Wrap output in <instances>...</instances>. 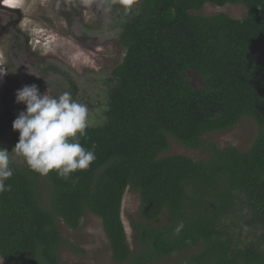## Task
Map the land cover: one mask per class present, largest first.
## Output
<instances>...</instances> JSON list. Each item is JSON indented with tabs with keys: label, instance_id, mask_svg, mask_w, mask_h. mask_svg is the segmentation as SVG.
Wrapping results in <instances>:
<instances>
[{
	"label": "trees",
	"instance_id": "16d2710c",
	"mask_svg": "<svg viewBox=\"0 0 264 264\" xmlns=\"http://www.w3.org/2000/svg\"><path fill=\"white\" fill-rule=\"evenodd\" d=\"M207 4H241L248 14H197ZM120 43L126 54L111 74L105 122L81 140L95 145L96 160L67 180L44 176L49 208L41 175L13 168L11 191L0 193V264H62L57 219L79 231L86 213L101 220L115 264H152L187 250L181 264H264L261 244L240 246L223 230L238 194L264 220V0H142ZM190 72L203 89L189 84ZM248 117L259 127L249 150L205 141ZM169 138L209 158L163 156ZM129 188L140 194L141 219L131 220L136 251L122 218ZM162 215L165 224L153 225Z\"/></svg>",
	"mask_w": 264,
	"mask_h": 264
},
{
	"label": "rangeland",
	"instance_id": "374dc122",
	"mask_svg": "<svg viewBox=\"0 0 264 264\" xmlns=\"http://www.w3.org/2000/svg\"><path fill=\"white\" fill-rule=\"evenodd\" d=\"M19 11L3 8L0 4V148L11 156L12 169L26 165L22 157L11 153L19 140L12 124L25 105L16 102V92L26 85L36 84L41 93L49 90L58 96L69 91L72 97L88 106L89 127L105 122L109 89L115 84L113 70L125 57L120 35L123 26L138 14L142 0H134L131 11L113 0H10ZM199 15L212 17L220 14L244 19L248 10L244 5L216 7L207 4ZM189 84L203 89L202 78L195 72L187 75ZM259 127L252 118L243 119L234 129L217 132L205 141L218 148L235 147L245 152L258 136ZM183 155L195 161H206L209 154L201 149H190L169 138V149L163 156ZM43 205L50 207L51 186L40 177ZM122 218L132 251L134 243L131 220H140V194L128 189L125 193ZM166 215L153 222L163 226ZM63 239L62 264H115L110 243L101 220L90 213L82 219L79 231L70 230L57 219ZM224 233L236 244L257 243L264 248V220L250 209L248 200L238 194L233 209L223 221ZM192 251L152 264H181ZM1 264H6L1 260Z\"/></svg>",
	"mask_w": 264,
	"mask_h": 264
},
{
	"label": "clouds",
	"instance_id": "9594fccd",
	"mask_svg": "<svg viewBox=\"0 0 264 264\" xmlns=\"http://www.w3.org/2000/svg\"><path fill=\"white\" fill-rule=\"evenodd\" d=\"M134 0H113L126 11L132 10ZM10 7H15L9 2ZM6 75L0 68V77ZM16 102L25 105L12 128L19 133L13 152L22 157L28 168L41 175L55 173L67 180L72 174L87 171L96 160L95 145L85 148L81 140L86 138L89 127V109L75 100L69 91L58 96L49 90L41 93L36 84L26 85L16 92ZM11 156L0 148V193L11 191L6 183L13 176ZM181 222L176 234L183 229Z\"/></svg>",
	"mask_w": 264,
	"mask_h": 264
},
{
	"label": "flooded vegetation",
	"instance_id": "af4514ba",
	"mask_svg": "<svg viewBox=\"0 0 264 264\" xmlns=\"http://www.w3.org/2000/svg\"><path fill=\"white\" fill-rule=\"evenodd\" d=\"M10 0H0V4L3 6V8H6L8 10H12V11H19V7H10L9 4Z\"/></svg>",
	"mask_w": 264,
	"mask_h": 264
}]
</instances>
